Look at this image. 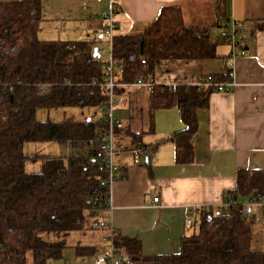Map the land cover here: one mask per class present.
Masks as SVG:
<instances>
[{
    "label": "trees",
    "instance_id": "16d2710c",
    "mask_svg": "<svg viewBox=\"0 0 264 264\" xmlns=\"http://www.w3.org/2000/svg\"><path fill=\"white\" fill-rule=\"evenodd\" d=\"M221 1V0H220ZM42 0L0 2V264H47L61 257L62 241L45 239L48 232L84 230L98 226L107 209L106 177L98 170L95 146L102 120H40L37 110L99 107L105 61L94 57L88 41L39 38ZM264 28V18L258 22ZM220 31V24H217ZM220 39V36H217ZM240 38L238 39V43ZM113 58L122 71L121 83L153 76L161 59H212L219 41L211 29L187 26L176 6L163 7L158 17L138 34L115 35ZM215 81L226 79L214 75ZM43 86H47L43 93ZM212 86L154 84L150 88L153 110L178 107L184 129L168 140L175 144L181 164L195 159L193 137L199 126L198 109L209 105ZM56 141L71 153L57 156L26 154L27 143ZM40 159L38 171H28V160ZM233 198L264 195V170H240ZM254 225L243 218L240 206L229 212L202 210L198 231L184 235L178 253L144 256L136 238L115 237L138 264H264V247L255 249ZM79 255L91 248L77 247Z\"/></svg>",
    "mask_w": 264,
    "mask_h": 264
},
{
    "label": "crops",
    "instance_id": "0c3cea01",
    "mask_svg": "<svg viewBox=\"0 0 264 264\" xmlns=\"http://www.w3.org/2000/svg\"><path fill=\"white\" fill-rule=\"evenodd\" d=\"M11 1L19 0H0ZM107 1L42 0L39 38L88 41L98 47L106 39L101 12ZM117 4L115 35L141 33L163 7L176 6L187 26L209 28L219 41L216 58L158 60L156 85L197 86L208 74L227 79L229 70L234 73L228 90L213 91L209 105L198 109L195 159L188 164L177 162L175 144L168 140L185 127L179 108L153 110L146 86L123 83L117 92V110L125 126L116 132L117 178L104 215L121 237L140 241L144 256L178 253L182 237L193 234L202 210H224L226 194L237 188L238 171L264 170V28L257 26L264 18V0H117ZM233 20L244 24L234 53L217 37V24ZM99 115L93 119L101 120ZM139 147L144 154L136 153ZM155 197L159 201L154 203ZM255 226L254 241L264 237V219ZM67 233L45 238L64 242L61 257L47 264H102L105 230L89 224ZM78 246L93 252L79 255ZM27 264H34L31 252Z\"/></svg>",
    "mask_w": 264,
    "mask_h": 264
},
{
    "label": "built area",
    "instance_id": "2783aa9c",
    "mask_svg": "<svg viewBox=\"0 0 264 264\" xmlns=\"http://www.w3.org/2000/svg\"><path fill=\"white\" fill-rule=\"evenodd\" d=\"M102 2L103 0H97ZM108 6L101 12V17L105 21L103 29V36L106 38L105 42L108 48H99L101 55H106L105 65L103 68V75L101 80H94V85L99 86L103 93V102L98 107L101 114L103 126L97 131L95 138V146L99 156L98 170L104 172L106 177L102 180V185L107 186L108 204L107 209L110 208V193L111 184L117 178V166L114 156L117 150L116 146V132L123 129L125 124L119 117L117 110V92L123 84L118 81V74L122 71V67L118 66L113 58V38L118 28V14L120 11L117 0H108ZM244 30V24L240 21L233 20L230 23H220L219 36L223 43L231 46L233 53L239 46L238 39ZM234 73L229 70L227 79L223 82L215 81L213 74L204 76L199 86H212L214 91H227L228 85L234 82ZM133 84L146 86L151 88L154 82V76L146 78H139ZM174 90L177 86H171ZM10 88L7 84H0V90ZM47 86H43L44 93ZM138 155L145 153L143 147L136 149ZM159 201V197L154 198V203ZM225 212H229L233 207L240 206L242 209L243 218L253 224H259L264 219V195H250L249 197L233 198L231 194H226ZM98 227L105 230L107 233L102 238L105 245V252L102 258V264H138L140 261L135 259L130 253L123 248H118L115 245V237L117 231L112 225L109 215H103L99 219Z\"/></svg>",
    "mask_w": 264,
    "mask_h": 264
},
{
    "label": "rangeland",
    "instance_id": "374dc122",
    "mask_svg": "<svg viewBox=\"0 0 264 264\" xmlns=\"http://www.w3.org/2000/svg\"><path fill=\"white\" fill-rule=\"evenodd\" d=\"M106 41V40H105ZM103 41L100 42L99 48H108V44ZM102 60H106V55H101L100 57ZM99 109L98 107H67V108H55V109H45L41 108L37 110V118L40 120H53V121H60L64 120L70 117H73L77 120H86V119H93L95 117L100 116L99 115ZM71 147L60 144L56 141H49V142H40V143H27L24 146V151L26 154H32L35 153L39 156H57V155H67L71 153ZM42 167V162L40 159H32L28 160L26 163V169L28 171H37L40 170ZM99 221V219H98ZM198 226L192 229L191 233H195L198 231ZM259 226V225H258ZM258 226H255L253 231L255 232V229L258 228ZM263 226V225H262ZM64 234H68L67 232H48L44 234V237L48 238H57L62 237ZM49 239V238H48ZM264 245V237L262 238H255L254 241V248L255 249H261V247Z\"/></svg>",
    "mask_w": 264,
    "mask_h": 264
},
{
    "label": "water",
    "instance_id": "95a60500",
    "mask_svg": "<svg viewBox=\"0 0 264 264\" xmlns=\"http://www.w3.org/2000/svg\"><path fill=\"white\" fill-rule=\"evenodd\" d=\"M98 49L99 47H94V57L98 56Z\"/></svg>",
    "mask_w": 264,
    "mask_h": 264
}]
</instances>
